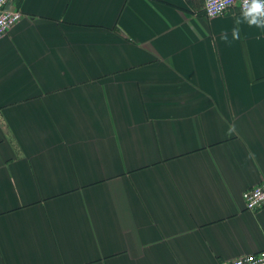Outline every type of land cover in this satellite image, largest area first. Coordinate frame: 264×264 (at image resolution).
Instances as JSON below:
<instances>
[{
	"label": "crops",
	"instance_id": "obj_1",
	"mask_svg": "<svg viewBox=\"0 0 264 264\" xmlns=\"http://www.w3.org/2000/svg\"><path fill=\"white\" fill-rule=\"evenodd\" d=\"M203 0H12L0 264H226L264 248V17Z\"/></svg>",
	"mask_w": 264,
	"mask_h": 264
},
{
	"label": "built area",
	"instance_id": "obj_2",
	"mask_svg": "<svg viewBox=\"0 0 264 264\" xmlns=\"http://www.w3.org/2000/svg\"><path fill=\"white\" fill-rule=\"evenodd\" d=\"M12 0H0V39L13 25L23 17L22 11L15 8L6 9V4ZM204 15L219 16L227 11L246 12L252 0H203ZM244 208L257 212L264 208V180L242 193ZM226 264H264V248L257 252L247 253L233 258Z\"/></svg>",
	"mask_w": 264,
	"mask_h": 264
},
{
	"label": "clouds",
	"instance_id": "obj_3",
	"mask_svg": "<svg viewBox=\"0 0 264 264\" xmlns=\"http://www.w3.org/2000/svg\"><path fill=\"white\" fill-rule=\"evenodd\" d=\"M247 17H250L249 23H258L257 17H264V0H252L251 5L247 8L245 13ZM264 23V21H259Z\"/></svg>",
	"mask_w": 264,
	"mask_h": 264
},
{
	"label": "water",
	"instance_id": "obj_4",
	"mask_svg": "<svg viewBox=\"0 0 264 264\" xmlns=\"http://www.w3.org/2000/svg\"><path fill=\"white\" fill-rule=\"evenodd\" d=\"M10 5H11V3H10V2H9V3H7V4H6V9H8V8H11V7H10Z\"/></svg>",
	"mask_w": 264,
	"mask_h": 264
}]
</instances>
